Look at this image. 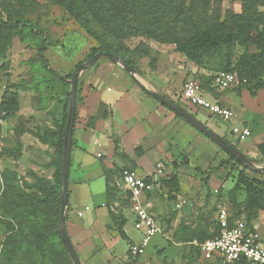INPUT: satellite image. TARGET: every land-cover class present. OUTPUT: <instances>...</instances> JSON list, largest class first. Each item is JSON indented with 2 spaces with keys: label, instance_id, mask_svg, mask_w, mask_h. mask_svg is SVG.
Wrapping results in <instances>:
<instances>
[{
  "label": "crops",
  "instance_id": "1",
  "mask_svg": "<svg viewBox=\"0 0 264 264\" xmlns=\"http://www.w3.org/2000/svg\"><path fill=\"white\" fill-rule=\"evenodd\" d=\"M141 82L146 84L143 80ZM79 88L65 213L70 242L81 264H151L150 260H142L150 242L141 256L129 258L128 243L138 242L139 236L133 230L134 216L126 202L127 192L120 179V171L131 168L148 177L154 172L156 162L164 160L169 165V177L175 175L183 187L184 179L190 185L197 183L195 174L209 173L210 169L225 180L230 168L220 163L226 162V154L182 118L149 97L119 65L97 64L80 81ZM212 89L213 94L203 91L205 99L231 109L233 117L229 122L211 117L205 110L181 100L180 93L166 99L190 113L247 159L258 158L264 145V90L258 91L253 98L246 90L240 93L234 91V87L222 90L216 83ZM231 91L237 93L240 108L230 97ZM13 92L17 97L18 111L6 118L0 138L8 141L4 150H12L17 142L21 150L17 160L7 158L1 160L0 165L8 166L20 175L33 171L50 180L54 174L51 164L56 158L54 140L63 123L64 87L62 85L58 94L36 95L31 86H19ZM246 117H254L258 121V132L254 136L252 128L247 126ZM218 120L224 128H219ZM233 126L248 127L251 137L238 141L230 132ZM20 129L24 132H20L17 140L15 132ZM46 129L53 134L44 136ZM40 136H44L45 141L40 140ZM144 162L150 167L149 173L142 168ZM107 177L108 184L117 190L116 199L111 203L106 197ZM217 183L212 179L209 183L213 192L217 190ZM155 191L149 195V205H152ZM217 203L219 201H212L213 221L216 220ZM79 213L82 216H78ZM252 226L264 237L261 221L256 220ZM158 235L165 238V234ZM169 249L178 251L177 246L167 245L157 252L158 257H163ZM196 253L200 261L197 264L217 263L203 260L197 248ZM174 255L168 256L169 260L163 257L162 264H175ZM138 258L140 261L136 262Z\"/></svg>",
  "mask_w": 264,
  "mask_h": 264
},
{
  "label": "rangeland",
  "instance_id": "2",
  "mask_svg": "<svg viewBox=\"0 0 264 264\" xmlns=\"http://www.w3.org/2000/svg\"><path fill=\"white\" fill-rule=\"evenodd\" d=\"M192 5V13L197 17H203L205 24L212 23L216 17L222 20L225 11L239 13L241 9L239 2L231 0H221V5L219 0L193 1ZM259 10L264 11V8ZM9 20H12V24L4 29L9 46L4 55L0 56V99L4 89L13 94L15 88L19 86H31L36 95L50 92L58 94L63 85L64 101H66L70 90L71 78L69 76H72L79 63L86 61L91 48L96 47L97 44L85 34L63 8L43 0H0V22L4 23ZM124 43L127 48L125 55L135 69V77L138 81L143 80L144 83L146 82L143 84L145 88L160 92L159 94L163 93L162 96L168 99L169 96H177L180 93L189 77L196 80L207 91L212 90L217 76L225 72L223 70L226 56L224 47L213 54L204 56L198 65L177 52L174 44H160L147 38H132ZM246 51L254 52L255 49L254 47L245 49L234 45L231 48V61L235 63ZM41 55L46 60L48 69L44 67ZM99 63L112 62L105 58L99 59L92 67L80 74L78 82L80 83L85 75ZM245 85V81H240V84L234 87V91L240 93L245 90ZM234 91H231L229 95L237 108H240L239 97ZM21 100L23 101L22 96ZM197 117L203 120L199 115ZM245 120L247 126L252 128L253 136L256 135L259 127L258 121L254 117H246ZM220 122L217 121L219 128L222 129L224 126ZM208 125L210 126V123ZM229 136L232 139V136ZM237 140L239 141V139ZM7 142L0 138V161L12 158L9 156L10 154H2L3 151L6 152L4 149ZM260 152L258 158L250 160L257 167L264 166V150L261 149ZM181 163L184 161L181 160ZM226 165L229 166L230 173L225 180L217 176L214 169H210L209 173L195 174L194 177L198 181L197 183L192 182L191 185L184 179L182 187L181 182L179 185L176 178L177 192L161 183V192L155 191L150 209L157 218L165 238H161L160 235L152 238L142 257L143 262L150 260L151 264H162L163 257L168 258L174 253L175 264H197L200 262L193 242L198 241V236L201 233H208L213 228L212 201L222 200L219 203L224 202L234 213H238L244 208V191L231 193L241 167H235L233 164ZM142 168L149 173L150 167L145 162L142 164ZM5 170L6 172L3 173ZM245 175L248 179L255 178L264 181L262 173L246 171ZM37 178H44L51 184L54 182L53 176L48 180L33 171H27L25 175H20L8 166L0 165V264H6V258L3 256L5 244L13 245V241L19 236L29 240L35 239L40 235V230L50 224L51 213L57 210L56 201H49L42 207L39 206L37 213L29 214L31 217H28L27 213L30 210L23 198L14 195V198L9 200L4 194V180L10 187L15 185L21 193L26 195L38 193L35 184ZM211 179L218 182L215 187L218 190L216 194L213 192L214 189L212 190L209 186ZM173 186L174 184H172ZM177 204L181 206L176 208ZM256 220L261 221L264 231V202L262 210L257 212V218L253 222ZM167 236L169 239H166ZM167 245L177 246L178 251L169 249L163 257H158L157 252ZM49 257L52 262H57V254L54 251H50ZM135 261L139 262L140 258ZM15 264H31L29 252L15 256Z\"/></svg>",
  "mask_w": 264,
  "mask_h": 264
},
{
  "label": "trees",
  "instance_id": "3",
  "mask_svg": "<svg viewBox=\"0 0 264 264\" xmlns=\"http://www.w3.org/2000/svg\"><path fill=\"white\" fill-rule=\"evenodd\" d=\"M43 1L63 8L85 34L97 44L96 47L91 48L86 60L97 52L103 51L120 57L127 65L132 67L130 60L125 55L127 48L124 43V41L132 38H147L160 44H174L177 52L183 54L188 60L198 65L204 56L213 54L224 47L226 56L223 70L225 72L235 73L239 84L240 81H245L246 85L244 89L253 98L257 95L258 91L264 90V11L259 10L260 8H264V0H231L241 4L240 12L232 13L225 11L222 20L216 17L209 24H205L203 17H197L191 11L193 1L208 2V0H189V2H186V0ZM219 1L221 5V0ZM9 24H12V20L4 23L0 22V56L4 55L9 46L4 33V29L10 27ZM234 45L241 46L245 49L254 47L255 51H246L233 63L231 61V48ZM40 52H42L41 49ZM41 58L44 67L47 68L46 60L42 55ZM79 87L80 83L78 82L76 89V107L79 101ZM200 87L202 91L213 94V89L206 91L202 85ZM8 92L7 89H4L0 99V109L6 111V118L13 116L18 111L16 95ZM68 97L69 95H67L65 101L63 123L61 129L56 134L53 145L56 154V158L51 164L54 168V182L51 184L44 178H37L35 184L38 193L26 195L23 192L21 193L15 185L10 187L6 180H4V194L9 200L14 198V195L23 198L30 210L27 213L28 217H31L29 214L37 213L38 207H42L49 201H56L57 204V210L51 213V217L49 218L50 224L45 229L43 227L40 230L38 237L29 240L28 238L19 236L13 241V245H4L3 256L6 258V264H15V256L21 255L24 252H29L31 264H72L58 235L62 142L68 110ZM176 117L180 118L177 115ZM20 130L15 132L17 140L20 132H24V129ZM43 134L45 136L46 134L53 133L46 129ZM44 136H40L39 139L45 141ZM261 149L264 150V146ZM20 150V144L17 142L12 150L3 151L2 154H10V157L17 160ZM226 157V162H221V165L233 164L235 167H241L231 157L228 155ZM122 170L119 174L120 179ZM246 171H248L246 168L241 167V171L238 173L231 191L234 194L240 190L244 191V208L238 213H234L231 209H228L233 220L241 219L248 227H252L254 219L257 218V212L262 210L263 207L264 181L255 178L248 179L245 175ZM5 172L6 170L3 171V173ZM172 184H174L173 187ZM175 184H178L175 175H171L167 180L162 182L163 186L169 187L170 190L173 188L172 191L177 192L178 185L176 186ZM116 195L117 190L110 186V183L108 184L107 177V201L109 203L113 202L116 199ZM148 199H150V196H148ZM126 202L129 203L128 193L126 195ZM118 228L120 230V226ZM218 233L219 229L216 222L213 221V228L208 233H201L198 236V241L202 242L206 239L213 238ZM50 251H54L57 254V262L50 260ZM216 264L221 263L217 262ZM233 264L244 263L236 262Z\"/></svg>",
  "mask_w": 264,
  "mask_h": 264
},
{
  "label": "built area",
  "instance_id": "4",
  "mask_svg": "<svg viewBox=\"0 0 264 264\" xmlns=\"http://www.w3.org/2000/svg\"><path fill=\"white\" fill-rule=\"evenodd\" d=\"M238 84L237 75L232 72H222L216 78V85L222 90H229ZM179 98L222 121L229 122L233 117L231 109L219 102L205 99L200 84L192 78L185 81ZM6 116V112L0 109V126L4 124ZM230 132L239 141L251 137V130L245 126H233ZM168 171V163L159 160L155 164L154 172L148 177L129 168H124L121 172V181L129 195V206L134 216L133 230L139 236L138 242L128 243V255L131 259L144 253L152 237L163 234L157 218L149 208L148 196L155 190L161 192L162 181L169 178ZM216 192L217 190H215ZM180 206L177 204L175 207L179 208ZM78 216H82V214L79 213ZM215 222L219 229L218 235L202 242H193L203 260L221 264L236 262L264 264V237L257 229L253 226L248 227L241 219L233 220L229 209L223 203L216 205Z\"/></svg>",
  "mask_w": 264,
  "mask_h": 264
},
{
  "label": "water",
  "instance_id": "5",
  "mask_svg": "<svg viewBox=\"0 0 264 264\" xmlns=\"http://www.w3.org/2000/svg\"><path fill=\"white\" fill-rule=\"evenodd\" d=\"M105 58L108 61L119 65L124 69L137 83L141 90H143L149 97L158 101L161 105L175 113L177 116L186 121L192 128L205 136L209 141L215 144L221 151L231 157L239 166L246 168L252 173L264 174V166L257 167L249 159H247L238 149L229 144L222 137L214 133L212 130L207 128L204 124L199 122L190 113L182 109L180 106L169 101L163 96L155 93L154 91L146 89L140 81L135 77V69L127 65L120 57L108 53L99 51L92 55L88 60L81 63L72 73L70 79V90L68 97V110L67 117L64 126V137L62 142V161H61V194H60V205H59V216H58V233L61 238L62 244L68 254V257L72 264H81L75 250L68 237L65 227V213L68 202V177H69V166H70V151L72 145L73 128L76 117V89L78 84L79 76L82 72L92 67L99 59Z\"/></svg>",
  "mask_w": 264,
  "mask_h": 264
}]
</instances>
